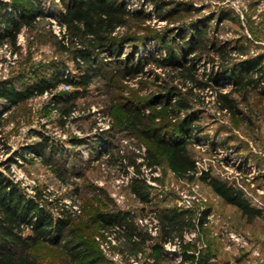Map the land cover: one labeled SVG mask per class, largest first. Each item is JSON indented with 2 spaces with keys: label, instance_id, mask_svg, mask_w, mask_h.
<instances>
[{
  "label": "rangeland",
  "instance_id": "1",
  "mask_svg": "<svg viewBox=\"0 0 264 264\" xmlns=\"http://www.w3.org/2000/svg\"><path fill=\"white\" fill-rule=\"evenodd\" d=\"M0 1L9 4L5 12L16 16L19 11L12 8V3L24 9L32 2ZM123 1L138 19L149 18L143 26L136 19L129 21L130 27L145 38L136 47V58L158 53L165 35L173 34V40L179 43L182 36L188 39L192 35V28L205 24L207 38H217L235 49L244 46L248 58L263 57L264 66V0ZM61 2L39 0L43 13L36 16L31 28L22 29L16 53L7 38L0 46V83L20 92H34L17 105L0 98L3 186L9 185L8 191L17 190L54 219L63 218L64 212L71 213L72 225L85 234L91 252L87 263L97 258L98 264H190L184 263L186 254L210 249L216 254L212 260L216 264H264V96L254 91L243 102L233 95L240 100L241 113L231 115L219 109L212 91H205L207 101L194 105L196 123L202 131L191 135L193 143L188 146L196 162V174L175 173L166 163L149 169L144 165L145 145L117 125L115 115L124 101L146 114L151 112L147 98L161 89L162 80H169L159 69L146 67L143 74L117 82L121 89H110L108 80L94 78L88 90L75 97L70 115L64 113L69 104H65L63 93L73 94L77 89L60 84L46 94L38 93L39 84L52 85L56 76L62 81L68 75L80 74L74 62L75 48L64 39ZM154 2L168 5L162 12L179 11L162 21ZM221 14L229 18L220 22ZM4 31L5 25L0 24V32ZM132 51L127 47L124 57ZM238 58L236 63L247 56ZM96 61L104 59L99 56ZM80 65L81 70L86 68L83 62ZM113 69L102 66V74ZM147 70H151L149 74ZM220 80L224 93L233 88L228 77L220 75ZM179 90L187 93L181 86ZM113 96L120 99L113 102ZM161 107L163 103L158 104L156 112L167 119L166 109ZM123 158L143 164L141 174L129 161L121 163ZM204 173L239 190L252 208L261 211V216L249 220L237 207L227 204L200 181ZM134 178H144L150 186L149 206L133 193ZM155 208L190 211L196 226L184 232V242L177 236L165 241L152 213ZM100 212L130 215L129 225L137 234L129 238L128 226L117 224L116 218L112 225L97 223L92 227L93 216ZM207 212L206 223L200 227L198 220ZM29 234L30 230H25L23 235ZM67 234L58 247L43 245L36 254L46 262L66 264L61 248L71 238ZM19 250L12 242L0 240V253Z\"/></svg>",
  "mask_w": 264,
  "mask_h": 264
},
{
  "label": "trees",
  "instance_id": "2",
  "mask_svg": "<svg viewBox=\"0 0 264 264\" xmlns=\"http://www.w3.org/2000/svg\"><path fill=\"white\" fill-rule=\"evenodd\" d=\"M60 20L65 27V42L75 48L74 62L79 70V76L68 75L62 81L55 77L54 84H39L38 93L46 94L53 91L60 84L77 89L76 93L65 95L64 113L70 115L74 109L73 101L81 92L87 91L93 84L94 78L108 80L109 88L121 89L120 81L143 74L146 67L159 69L165 78L162 87L147 98V107L151 112L147 114L142 110L134 109L129 102L118 106L115 120L124 130L135 135L146 147L144 165L152 169L166 163L169 169L181 175L196 174V162L192 159L188 146L193 143L191 135L201 132L198 114L195 113V104L201 105L207 101L205 91H212L221 111L231 115H239V101L233 95H237L243 102L247 101L252 92L264 96V66L263 57L258 59L248 58V49L244 46L231 48L223 44L217 38H207V26L201 24L192 28L191 36L181 37L180 42L173 40L172 35H165L161 39V47L156 54L147 57L136 58V47L145 39L137 33L135 27H130V20H137L138 25L143 26L149 20L148 16L138 19L136 13L127 9L123 0H62ZM159 19L168 21L170 16L179 10H166L167 4L154 2ZM9 4L0 1V24L5 25V31L0 32V46L4 39L14 47V53L19 50L17 38L23 28H31L37 15H42L39 0H32L29 8H22L18 3L11 4L16 15L5 12ZM22 8V9H19ZM188 9L187 11H190ZM5 12V13H4ZM229 18L227 14H221L219 21ZM135 29V30H132ZM64 45V49H66ZM127 47L134 50L124 57ZM163 52L164 56L160 53ZM102 57L104 62L96 61ZM246 58L237 62L238 57ZM124 57V59H122ZM112 58L119 59L115 62ZM80 62L86 65L81 70ZM121 65L117 68L115 65ZM204 66L203 71H200ZM102 66L114 68L111 72L102 74ZM151 70H147V74ZM220 75L231 80L233 88L224 93ZM168 82L171 85H168ZM187 90L184 94L179 87ZM34 92H20L6 83H0V98L9 101L10 104L18 103L30 98ZM201 94V95H200ZM119 96H113L116 101ZM177 101V104L173 101ZM163 103L166 109L167 119H161L160 113L156 112L158 104ZM120 112V113H119ZM123 114V116H121ZM121 117V118H120ZM123 117V119H122ZM178 134V135H177ZM128 158H123L122 162ZM165 161V162H164ZM139 174L141 164L129 161ZM207 184L227 204L237 207L242 213L252 220L261 216V211L250 206L239 190L223 183L209 173H204L199 178ZM4 181L0 177V240L12 242L20 250L16 252L0 253V264H53L46 262L36 254V250L43 245L58 247L61 240L69 235L63 250L66 264H98L97 258L87 259L91 256L89 246L85 242V234L71 222V213L64 212L63 218L54 219L51 214L40 208L34 201H26L17 190L8 191V186H3ZM8 187V188H7ZM132 189L136 197L145 205L151 204L150 186L145 179L134 178ZM154 217L161 226L163 238L166 240L177 236L184 242L185 231L195 228L194 215L190 211L166 210L157 208L152 210ZM208 212L198 220V225L203 227ZM116 223L128 226L127 235L133 239L137 234L136 229L129 225L130 215L118 213L115 215L108 212H100L93 216L91 226L97 223L112 225ZM124 227V226H122ZM25 230H30L28 236H24ZM158 247V246H157ZM159 248V247H158ZM161 248V247H160ZM216 254L210 249L186 254L184 263L190 264H216L213 258Z\"/></svg>",
  "mask_w": 264,
  "mask_h": 264
}]
</instances>
